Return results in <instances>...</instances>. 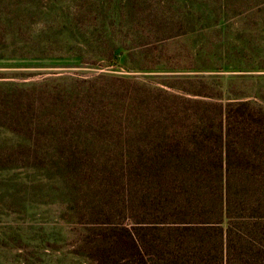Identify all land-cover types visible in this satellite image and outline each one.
<instances>
[{"label": "rangeland", "instance_id": "374dc122", "mask_svg": "<svg viewBox=\"0 0 264 264\" xmlns=\"http://www.w3.org/2000/svg\"><path fill=\"white\" fill-rule=\"evenodd\" d=\"M45 4L46 20L29 22L30 37L47 29L31 43L43 56L0 60V78L54 100L60 124L38 137V170L4 174L21 185L11 197L0 185V237L17 247L0 264H100L108 227L147 215V123L172 78L213 76L224 99L264 110V0Z\"/></svg>", "mask_w": 264, "mask_h": 264}, {"label": "trees", "instance_id": "16d2710c", "mask_svg": "<svg viewBox=\"0 0 264 264\" xmlns=\"http://www.w3.org/2000/svg\"><path fill=\"white\" fill-rule=\"evenodd\" d=\"M46 1L0 0V60L43 56L31 43L47 29L30 37L29 22L46 20ZM172 79L177 89L164 91L147 123V215L108 227L111 247L98 260L264 264V110L247 97L224 99L213 76ZM29 86L0 78V185L8 197L21 180L4 174L38 170V137L60 122L50 118L54 100L32 97ZM12 238L1 235L0 251L17 249Z\"/></svg>", "mask_w": 264, "mask_h": 264}]
</instances>
